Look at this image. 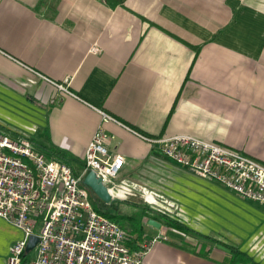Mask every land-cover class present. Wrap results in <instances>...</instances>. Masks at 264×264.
Listing matches in <instances>:
<instances>
[{"label": "crops", "instance_id": "0c3cea01", "mask_svg": "<svg viewBox=\"0 0 264 264\" xmlns=\"http://www.w3.org/2000/svg\"><path fill=\"white\" fill-rule=\"evenodd\" d=\"M100 126L125 158L105 210L125 221L135 248L168 237L143 264H232L231 248L247 256L238 264H264V204L140 136L188 135L264 163V0H0V129L80 175ZM124 205L140 214H120ZM22 238L0 217V264Z\"/></svg>", "mask_w": 264, "mask_h": 264}, {"label": "built area", "instance_id": "2783aa9c", "mask_svg": "<svg viewBox=\"0 0 264 264\" xmlns=\"http://www.w3.org/2000/svg\"><path fill=\"white\" fill-rule=\"evenodd\" d=\"M55 85L68 93L64 85ZM106 121L116 120L105 115ZM140 136L194 175L219 183L243 199L264 204L261 161L188 135ZM110 139L100 126L86 147L84 172L76 175L68 165L36 150L29 139H15L0 130V217L23 232V238L11 248L8 264L23 263L33 236L39 241L28 264H143L157 241L168 240L159 235L132 249L128 231L97 211L83 179L94 171L112 196L117 193L116 180L125 158L110 151ZM154 202L152 195L145 198L148 206L153 207Z\"/></svg>", "mask_w": 264, "mask_h": 264}, {"label": "trees", "instance_id": "16d2710c", "mask_svg": "<svg viewBox=\"0 0 264 264\" xmlns=\"http://www.w3.org/2000/svg\"><path fill=\"white\" fill-rule=\"evenodd\" d=\"M196 53H197V54H196V58H197L198 53H199V50H197ZM178 101H179V98H178L177 101L175 102V106L177 105ZM175 106H174V108H173L171 114L173 113V111H174V109H175ZM170 116H171V115H170ZM169 118H170V117H169ZM90 191H91V190H90ZM91 193H92L93 196H95V195L93 194L92 191H91ZM95 197H96V196H95ZM96 198H97V197H96ZM105 206H106L105 203H103V202L101 201L100 206H99V207L96 206V209H97V211H98L99 213L103 214L104 216L110 218L111 220H115V221H117V220L119 219V217H117V216H115V215L108 214L107 211L105 210ZM163 218H164V220H163V224H164L165 226L170 227V228H172V229H174V230H176V231L186 233V234H190V233H192L191 230H189L188 228H186L184 225L180 224L179 222H177V221H175V220H173V219H171V218H168V217H163ZM160 222H161V221H160ZM161 223H162V222H161ZM131 242H133V240H132ZM131 242L129 243V247L133 249V248H135V247H133V245H132ZM230 251H231V255H232V256H231V263H232V264H238V263L246 262V261H247V256H246L244 253H241L239 250H237V249H235V248H231ZM32 252H33V251H30V252L26 251V252L24 253L23 260H22L23 263H22V264H28V263L30 262Z\"/></svg>", "mask_w": 264, "mask_h": 264}, {"label": "water", "instance_id": "95a60500", "mask_svg": "<svg viewBox=\"0 0 264 264\" xmlns=\"http://www.w3.org/2000/svg\"><path fill=\"white\" fill-rule=\"evenodd\" d=\"M83 184L87 186L93 194L105 204H110L113 200L112 194L109 192L107 186L103 183V180L96 175L94 171H89L84 179ZM149 224L153 227L160 228V223L150 220ZM38 238L33 236L30 238V241L27 245L26 251H33L38 243Z\"/></svg>", "mask_w": 264, "mask_h": 264}, {"label": "rangeland", "instance_id": "374dc122", "mask_svg": "<svg viewBox=\"0 0 264 264\" xmlns=\"http://www.w3.org/2000/svg\"><path fill=\"white\" fill-rule=\"evenodd\" d=\"M0 130H2V129H0ZM4 131V130H3ZM9 133V135L10 136H12L13 138H15V139H19V138H21L22 136L21 135H19V134H16V133H14V132H12V131H9L8 132ZM32 143L35 145V142L34 141H32ZM36 146V145H35ZM39 148H42V147H39ZM43 152H45L44 150H43ZM49 156V155H48ZM50 158V157H49ZM57 160H59L60 162H62L59 158H57ZM70 164V163H69ZM76 171H78V170H80V166L77 164V163H71L70 164ZM94 197V203H95V206H100V204H101V200H99L98 198H96L95 196H93ZM107 211V213L108 214H110L109 212H112L111 210H106ZM120 214H121V212H123V213H125V214H130L132 217H136L138 214H140L139 212V209L138 208H136V207H133V206H131V205H128V206H126V205H124L123 207H122V209H121V211H118ZM116 216V215H115ZM117 222L122 226V227H124L125 229H127L128 230V226H127V224L125 223V221L122 219V218H119L118 220H117Z\"/></svg>", "mask_w": 264, "mask_h": 264}]
</instances>
